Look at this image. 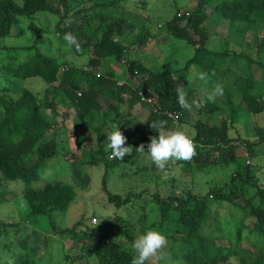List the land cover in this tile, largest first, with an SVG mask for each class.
<instances>
[{"label": "trees", "instance_id": "16d2710c", "mask_svg": "<svg viewBox=\"0 0 264 264\" xmlns=\"http://www.w3.org/2000/svg\"><path fill=\"white\" fill-rule=\"evenodd\" d=\"M125 1L0 0V38L12 32H24L22 28L14 29L19 17L36 15L38 19L44 13L56 18L52 30L58 43L56 54H50L52 44L42 42L41 37L47 29L41 24L35 25L30 43L0 45V197L6 192L4 182L21 179L25 183L22 196L26 207L22 221L8 222L0 218V264H45L43 261L50 257L53 247L50 233L60 237L67 235L76 241L74 252L70 248H64L62 252L66 264L80 261L84 264H131L135 252L117 238L126 237L132 241L150 228L159 229L167 236L161 252L169 254L166 259L170 264H226L232 259L238 264H264V186L250 162L258 154H264V126L257 125L252 129L250 138L230 135L236 112L257 114L264 111V52L258 51L259 58L255 59L247 51L229 48V44L217 49L212 46L213 34L203 24L210 10V15L226 19L238 30L245 24L258 32L264 28V0H193V7L175 8L173 17L164 22V29L169 37L183 39L194 48L193 55L176 69L167 63L150 67L129 56L132 49L141 52L134 44L141 42L143 36L146 40L157 35L146 21L135 32L131 31L133 25L132 28L125 27L131 13L125 7ZM141 2L144 5L147 1ZM207 4L211 7L206 8ZM69 32L77 39L81 37L79 49L69 47L63 40V35ZM221 42L226 43L225 40ZM19 51L25 54L20 56ZM67 54L84 56L85 60L78 64L71 60L73 58H67ZM108 60L122 66L119 74L106 63ZM255 63L260 67L259 80H255L251 71ZM192 66L197 70L201 96L191 85L184 84L181 91L176 87L175 75L182 77ZM99 68L103 70L98 71ZM30 78L40 79L43 88L34 91L25 85ZM119 78L123 81L121 84H118ZM223 82L227 92L236 90L239 94L236 104L228 101L229 117L221 116L224 107L215 97L209 99L213 84L222 85ZM140 91L153 101L148 104L151 108L145 120L147 135H142L138 141L127 139L126 144L131 145L134 152L123 159L108 158L111 149H106L105 127L110 129L113 124L120 127L113 117L119 105L125 103L133 107L144 103ZM14 92L18 95H11ZM180 95L185 97L187 107L180 105ZM99 97L114 99L117 104L103 109ZM97 115L100 123L94 126L92 121ZM158 121H165V127L153 129L151 123ZM80 123L96 133V146L90 149L89 162L103 164L101 185L107 200L115 207L133 203L142 210L136 220L120 214L115 227L107 232L102 225L91 227L83 223V215L71 226L61 228L48 217L52 212H64L75 198V185L69 181L56 179L41 187L31 184L39 179L46 160L58 156L55 131L75 128ZM183 125L190 126L189 131L196 133L195 154L188 160L173 159V163H185L194 172L209 166L234 164L235 170L226 182L227 187L213 186L206 194H195L191 190H160L156 183L151 191L149 188L138 192L130 189L124 196L109 190V172L123 179L135 174L143 177L146 172L153 171V167L140 166L133 160L148 153L144 140L150 141L159 131L174 130ZM141 145L145 149L143 152L138 150ZM241 148L245 154L238 152ZM74 158L78 159V156ZM128 167L134 168L129 170ZM208 194L214 195L213 203ZM236 196L241 202L234 199ZM149 204L155 218L145 226L148 218L145 209ZM212 205L226 211L216 216L218 221L211 228L208 221L212 216ZM170 213L176 214L175 228L169 223ZM45 216L50 232L44 234L43 252L38 255V248L29 245L25 237L18 238L16 232L23 220L36 223ZM82 223L86 228L80 227ZM78 230L84 233L83 238H77ZM243 240L250 247L244 246Z\"/></svg>", "mask_w": 264, "mask_h": 264}, {"label": "rangeland", "instance_id": "374dc122", "mask_svg": "<svg viewBox=\"0 0 264 264\" xmlns=\"http://www.w3.org/2000/svg\"><path fill=\"white\" fill-rule=\"evenodd\" d=\"M141 1L142 0L125 1V7L131 11L125 27L129 28L133 25V30L131 31L135 32L136 28L141 27L146 21L150 24L152 32L154 34L156 33L157 36H151L146 40L143 36L142 39H140L141 42L134 44L139 49V52H141L137 53V50L131 48L132 50L131 53H129V56L139 59L150 67H160L167 63V66H170L172 69L179 68L183 65L185 60L193 55L194 48L190 43H187L183 39L169 37L167 31L164 29V22L173 17L175 8H177L176 10H179V8L184 9L186 7H193L194 1L145 0L147 2L144 3V5ZM208 5L209 4L206 5V8L211 7ZM207 13L209 16L203 21V24L213 34L211 38L213 47L223 49L226 44H229V48H234L237 51H247L255 59L259 58L258 51L264 52V28L258 29L257 32L254 29L245 27L246 25L243 24L241 30H238V27H236L235 24H231V22L226 21V19H217V15H210V10ZM143 16L146 17V19L143 18ZM55 22L56 18L54 15L48 17V15L44 13L41 14L38 19L36 18V15L34 17L21 16L19 17L18 25L14 27V29L22 28L24 29V32L21 34L12 32L10 35L0 38V45H26L31 42L34 36L35 25L40 26L42 24V26L47 29L44 32L45 34H42V42H45V45L51 43L52 48L49 52L50 54H56L58 43L52 30ZM128 34H130V32ZM190 35L197 39V36L194 35V33L190 32ZM46 37H49V39ZM80 38L77 40H81ZM220 40H225L226 43L222 44ZM44 48H48V46H45ZM17 53L20 54V56L25 54V52L20 51ZM66 57L69 59L73 58L71 60L78 64H82L85 60L84 56L79 57L72 54H67ZM66 57L64 56L65 59ZM111 61L112 60H108L106 63L110 65L111 69L119 74L122 66ZM102 70V68L98 69V71ZM196 71V68L192 66L187 73L184 72L183 76L188 79L176 74L175 76L178 80L176 87L181 91L184 84L191 85L196 90V93L201 96L202 88L199 89L197 86ZM251 71L253 72L255 80H259L261 72L258 64H253ZM119 80L122 81L121 78H119ZM217 84H213L214 87L212 90L216 88L215 85L217 86ZM25 85L31 86V89L34 91H40L43 88V84L38 78H30L26 80ZM219 86L222 89V92L217 94L215 98L218 103L224 107L221 116L229 117L230 113L228 110L230 106L228 105V101H230V104L231 102L236 104L239 100V94L236 90L230 91L231 93L227 92V85L224 82ZM255 87L259 88V85L255 84ZM13 94H15V92L11 93V95ZM16 95H18V93H16L15 96ZM209 95L211 94L209 93ZM99 99L103 109H107L111 104H117L116 100L111 98L99 97ZM150 108L151 106L145 103H137L133 107H128L124 103L119 105L116 114L113 113V117L119 121L121 131L129 141H138L142 135H147L145 120ZM98 117L99 116L97 115L92 121V124H95L94 126L100 123ZM257 125L264 126V111L257 114H250L242 111L236 112L232 127L230 128V135L233 137L240 136L241 138H250L252 133L251 130ZM183 126L189 131L190 126ZM171 129L172 128H169L165 132L170 131ZM111 130L112 125L110 129L108 126L105 127L106 135H104L107 150H110V148L107 147V132H110ZM55 133L58 142V156L46 160L43 168H41L39 179L31 184L34 187H41L46 182L54 181L56 179L69 181L75 185L76 196L64 212H52L48 217L55 221L56 225L61 228L71 226L76 220L81 218V215H83V223H86L91 227L102 225L105 232L110 231L115 227L120 214L123 216H130L136 220L138 215L142 212L139 206L130 203L115 207L113 203L109 202L107 200L106 192L101 185V176L104 172L103 164L100 163L94 165L89 162L90 149L96 146V133L94 129L91 130L89 127L80 123V125L75 128L72 127L71 129L59 128ZM149 142V139H145L144 145L148 146ZM126 145L129 147V153L134 152V148L131 145ZM238 152L240 154H245L244 148H241ZM74 156H78V159L74 158ZM80 157L81 160H79ZM108 158H111L110 154H108ZM133 160L140 166H147L149 168L153 167L154 170L149 173L146 172L143 177H141L140 174H135L123 179L118 177V175L109 172L107 185L111 192L119 193L124 196L130 189L138 192L142 189L149 188L151 191L152 186L156 183L160 185V190H165L166 188L173 189L175 192L180 190H191L195 194H206L213 186L227 187L228 185H226V182L235 170V165L232 164L209 166L202 170L196 169L197 171L194 172L191 167L185 163H173V159H170L165 167L161 169L152 162L150 154L148 153H143ZM250 162L254 169H256V174L259 175V178L261 179L260 183L264 186V154H258L253 160H250ZM132 168L134 167H128L129 170H132ZM235 185L238 184L235 183ZM24 187L25 183L21 179H8L3 183V189L6 192L0 197V218L5 219L8 222L21 220V217L26 213L25 202L22 196ZM228 194L229 197H233L230 193ZM208 198L211 203H213L212 199L214 198V195L208 194ZM234 199L241 202V198L238 196L234 197ZM150 206L151 205L149 204L145 209L146 212L148 211V218L144 223L145 226L155 218V212L149 209ZM211 208L212 216L209 219L208 224L212 228L214 222L218 221L216 216L219 213H225L226 210L221 207L216 209L214 205H212ZM48 217L45 216L36 223H32L30 220L25 219L23 220V225L16 232L18 238L25 237L29 245L38 248V255H41L43 252L45 241L44 234L46 235L50 232ZM175 219L176 214L170 213L169 223L173 228L177 225ZM83 223L80 227L86 228ZM214 234H216V232ZM76 235L77 238L84 237V233L79 230ZM113 235L114 234H111V236ZM49 236H52L51 243L53 247L50 257L44 259L43 263L66 264L67 261H64L62 252L64 253V248H70L71 252H74L77 247L76 241L72 240L70 237L68 238L67 235L60 237L50 233ZM134 239L129 241L126 237H121L120 240L117 238V240L122 242L123 245L127 247L130 246L135 252V249L132 247ZM243 241L244 246H249L246 240ZM251 249L253 250V248ZM162 254L163 252H160L156 256L150 257L147 264H170L171 262L166 259L169 254H163L165 257H163ZM78 264H84V262L80 261ZM226 264H238V262L232 259Z\"/></svg>", "mask_w": 264, "mask_h": 264}, {"label": "clouds", "instance_id": "9594fccd", "mask_svg": "<svg viewBox=\"0 0 264 264\" xmlns=\"http://www.w3.org/2000/svg\"><path fill=\"white\" fill-rule=\"evenodd\" d=\"M63 40L69 47L75 46L79 49L80 45L76 36L72 33H65ZM204 77L201 76V79ZM219 85L213 89L209 99L221 93ZM182 107H187L186 99L183 95L178 97ZM165 121L151 123L153 129H162L165 127ZM158 135L153 136L147 147L152 162L163 169L170 159L188 160L195 154L196 144L194 137L195 131L189 132L185 127L180 126L170 131H159ZM127 137L120 130L119 125H112V130L107 132V147L111 149V156L116 159H123L129 153V147L126 145ZM139 151H145L144 146L138 148ZM167 236L159 229L150 228L139 234L133 241L132 247L135 249V255L131 264H147L150 257L156 256L165 247Z\"/></svg>", "mask_w": 264, "mask_h": 264}, {"label": "built area", "instance_id": "2783aa9c", "mask_svg": "<svg viewBox=\"0 0 264 264\" xmlns=\"http://www.w3.org/2000/svg\"><path fill=\"white\" fill-rule=\"evenodd\" d=\"M123 81H118V84H121ZM140 94V98L141 100L144 102V103H147V104H152V98L149 97V96H145L141 91L139 92Z\"/></svg>", "mask_w": 264, "mask_h": 264}]
</instances>
